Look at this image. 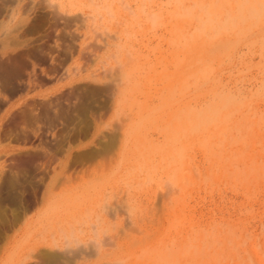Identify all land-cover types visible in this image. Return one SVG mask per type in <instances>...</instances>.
Masks as SVG:
<instances>
[{"label":"rangeland","instance_id":"rangeland-1","mask_svg":"<svg viewBox=\"0 0 264 264\" xmlns=\"http://www.w3.org/2000/svg\"><path fill=\"white\" fill-rule=\"evenodd\" d=\"M0 212V264H264V0H0Z\"/></svg>","mask_w":264,"mask_h":264},{"label":"bare ground","instance_id":"bare-ground-1","mask_svg":"<svg viewBox=\"0 0 264 264\" xmlns=\"http://www.w3.org/2000/svg\"><path fill=\"white\" fill-rule=\"evenodd\" d=\"M54 6V5H53ZM67 14V13H66ZM12 56V55H11ZM19 56V55H18ZM11 58V57H10ZM21 58V57H20ZM5 59V58H4ZM15 59V58H14ZM18 61V60H17ZM1 62H3V61H1ZM5 62V61H4ZM10 62H12V61H10ZM16 62V61H15ZM12 63H14V62H12ZM10 64V63H9ZM20 64H22V62L20 63ZM5 65H7V63L5 64ZM5 65H3L5 68H6V66ZM13 65V64H12ZM11 65V66H12ZM15 65H16V63H15ZM15 65H13L14 67H15ZM19 65V64H18ZM17 66V65H16ZM1 67H2V65H1ZM5 68H3L2 67V69H5ZM1 69V70H2ZM6 69H8V68H6ZM13 69V68H12ZM9 70V69H8ZM17 70V69H16ZM15 71V70H14ZM18 71V70H17ZM17 71H16V74H17ZM21 71H22V69H21ZM5 72V74H8L7 73V71H4ZM9 72V71H8ZM14 74V73H13ZM9 75V74H8ZM13 76V75H12ZM17 76H18V74H17ZM4 77V76H3ZM4 79H5V77H4ZM10 79H12V78H10ZM6 80H7V78H6ZM9 80H7V82H8ZM19 92V91H18ZM32 105V104H31ZM28 107V106H27ZM114 137V136H113ZM112 138V137H111ZM114 139V138H113ZM115 140V139H114ZM112 141V140H111ZM116 141V140H115ZM110 143H112V142H110ZM113 144H114V141H113ZM112 144V145H113ZM110 145V144H109ZM105 148V147H104ZM104 151V150H103ZM109 153V152H108ZM1 213V212H0ZM2 214H4V213H2ZM4 217V216H3ZM22 218L23 217H21L20 216V214H18V215H16V216H14L13 217V221H11V222H13V225H16V224H18L19 225V228L20 229H22L23 228V226H22V224L23 223H21V220H22ZM7 222V221H6ZM5 223V222H4ZM7 223H9V222H7ZM7 227V226H6ZM9 229H10V227H9ZM40 253H38V255H39ZM37 255V256H38ZM40 257V256H39ZM41 257H43L42 259L48 264V261H49V264H60V263H58V260H59V257H58V255L56 254L55 255V253H54V255H53V252H52V254H49V253H47V252H41ZM46 259V260H45Z\"/></svg>","mask_w":264,"mask_h":264},{"label":"crops","instance_id":"crops-1","mask_svg":"<svg viewBox=\"0 0 264 264\" xmlns=\"http://www.w3.org/2000/svg\"><path fill=\"white\" fill-rule=\"evenodd\" d=\"M3 68H5L4 66H2ZM1 67V68H2ZM18 70V68H15V70ZM16 70V71H17ZM17 73H18V71H17ZM18 77H19V75H18ZM21 103H23V101H19V102H11V104H10V106H15V105H19V104H21ZM114 137H112V143H113V141L115 142V140L113 139ZM30 207H32V204H31V206ZM21 217H23V216H21ZM23 219V218H22ZM13 221V220H12ZM21 223H26V221H22L21 220Z\"/></svg>","mask_w":264,"mask_h":264}]
</instances>
